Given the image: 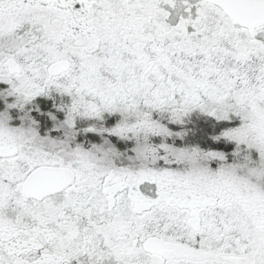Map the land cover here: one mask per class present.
<instances>
[{
    "label": "snow or ice",
    "instance_id": "snow-or-ice-1",
    "mask_svg": "<svg viewBox=\"0 0 264 264\" xmlns=\"http://www.w3.org/2000/svg\"><path fill=\"white\" fill-rule=\"evenodd\" d=\"M0 264H264V0H0Z\"/></svg>",
    "mask_w": 264,
    "mask_h": 264
}]
</instances>
